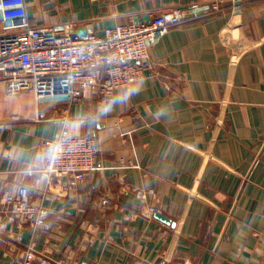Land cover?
<instances>
[{
    "label": "crops",
    "instance_id": "1",
    "mask_svg": "<svg viewBox=\"0 0 264 264\" xmlns=\"http://www.w3.org/2000/svg\"><path fill=\"white\" fill-rule=\"evenodd\" d=\"M174 9L185 18L150 44L144 75L109 98L36 100L0 80V264H264V0H0V36L102 35ZM63 127L99 148L75 187L39 171ZM20 186L43 223L4 211Z\"/></svg>",
    "mask_w": 264,
    "mask_h": 264
},
{
    "label": "built area",
    "instance_id": "2",
    "mask_svg": "<svg viewBox=\"0 0 264 264\" xmlns=\"http://www.w3.org/2000/svg\"><path fill=\"white\" fill-rule=\"evenodd\" d=\"M184 18L181 10H166L148 22L119 24L105 28L102 35L88 33L85 38H73L53 26H27L17 34L0 36V80L31 91L36 100L69 95L72 101H78L87 92L109 98L114 90L144 75L150 44ZM42 148L44 161L39 171L46 182L65 178L70 187L95 169L99 152L92 136L72 134L65 127L55 138L44 140ZM135 194L145 196L143 190ZM2 203L12 218L33 226L43 223L47 216L44 206L31 203L25 186L4 195ZM147 210L151 214L156 208L149 206ZM10 264L31 262L25 256ZM39 264L51 262L42 259Z\"/></svg>",
    "mask_w": 264,
    "mask_h": 264
},
{
    "label": "water",
    "instance_id": "3",
    "mask_svg": "<svg viewBox=\"0 0 264 264\" xmlns=\"http://www.w3.org/2000/svg\"><path fill=\"white\" fill-rule=\"evenodd\" d=\"M72 31H73V26L68 28V30H66L65 32H68L70 34V36L73 37V38H85L87 36L88 32H89V30H87L84 26L76 27L75 28V33H72ZM131 61L134 62V63H138L139 62V60H137V59H133ZM153 216L155 218L161 220L162 222H165V223H168V224L172 223L171 220L167 216L163 215L160 212L155 211L153 213Z\"/></svg>",
    "mask_w": 264,
    "mask_h": 264
}]
</instances>
